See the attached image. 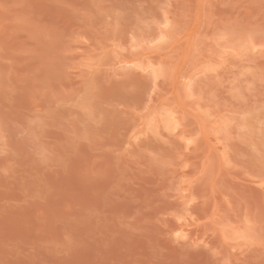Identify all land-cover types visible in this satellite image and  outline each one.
<instances>
[{
	"label": "rangeland",
	"instance_id": "374dc122",
	"mask_svg": "<svg viewBox=\"0 0 264 264\" xmlns=\"http://www.w3.org/2000/svg\"><path fill=\"white\" fill-rule=\"evenodd\" d=\"M0 264H264V0H0Z\"/></svg>",
	"mask_w": 264,
	"mask_h": 264
}]
</instances>
